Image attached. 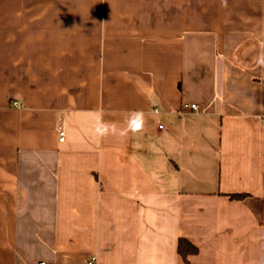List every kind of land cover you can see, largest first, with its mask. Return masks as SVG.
Returning a JSON list of instances; mask_svg holds the SVG:
<instances>
[{
	"label": "crops",
	"instance_id": "0c3cea01",
	"mask_svg": "<svg viewBox=\"0 0 264 264\" xmlns=\"http://www.w3.org/2000/svg\"><path fill=\"white\" fill-rule=\"evenodd\" d=\"M93 257L264 264V0H0V264Z\"/></svg>",
	"mask_w": 264,
	"mask_h": 264
},
{
	"label": "trees",
	"instance_id": "16d2710c",
	"mask_svg": "<svg viewBox=\"0 0 264 264\" xmlns=\"http://www.w3.org/2000/svg\"><path fill=\"white\" fill-rule=\"evenodd\" d=\"M247 196H233L235 199H246ZM179 254L183 257V259L186 261L189 256L197 254L198 250L197 248L192 245L187 240L181 239L179 241V248H178Z\"/></svg>",
	"mask_w": 264,
	"mask_h": 264
},
{
	"label": "built area",
	"instance_id": "2783aa9c",
	"mask_svg": "<svg viewBox=\"0 0 264 264\" xmlns=\"http://www.w3.org/2000/svg\"><path fill=\"white\" fill-rule=\"evenodd\" d=\"M192 109L193 110H197V106L196 105H192ZM155 112H158L156 109H155ZM162 128V127H161ZM59 134H60V142H64V132H63V130L60 128L59 129ZM95 261H96V258L95 257H93V258H91V260L88 262V264H94L95 263ZM44 264V263H43Z\"/></svg>",
	"mask_w": 264,
	"mask_h": 264
}]
</instances>
